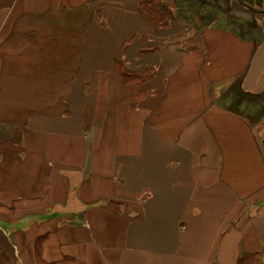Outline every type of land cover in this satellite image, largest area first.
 <instances>
[{"label": "crops", "instance_id": "crops-1", "mask_svg": "<svg viewBox=\"0 0 264 264\" xmlns=\"http://www.w3.org/2000/svg\"><path fill=\"white\" fill-rule=\"evenodd\" d=\"M145 1L0 0V264L264 259V27Z\"/></svg>", "mask_w": 264, "mask_h": 264}, {"label": "rangeland", "instance_id": "rangeland-1", "mask_svg": "<svg viewBox=\"0 0 264 264\" xmlns=\"http://www.w3.org/2000/svg\"><path fill=\"white\" fill-rule=\"evenodd\" d=\"M174 0H171V2H173ZM197 3V8H199L200 10H202L203 13L199 16V21L201 20H205L206 19H220L222 21H224V23L226 22V20H231L233 19V12L234 11H245L249 14H251L254 18V20L252 21V23L250 24H245V26H258V27H264V0H255L256 2L250 4L249 2H247L246 0H219L223 5L220 6L216 0L213 3V0H183V2L186 3L187 6H192V8H194V5ZM201 2H207L210 3V6L207 8H212L209 11L207 10V8H203V4H200ZM211 1V2H210ZM186 7V6H185ZM185 7H183V10H185ZM188 10V9H187ZM186 14V13H184ZM197 16H195L196 18ZM233 20H236L235 22H238V20L236 18H234ZM243 20V19H242ZM239 20V22H241L243 24L244 21ZM240 23V24H241ZM115 64L116 63H123L124 60L119 59V57L116 58V60L114 61ZM125 63V62H124ZM126 69V71L128 70L129 72H131V67L127 68L124 67ZM122 70V68H121ZM134 72H138V71H134ZM122 77V76H121ZM134 76L132 75L131 77V81H133ZM144 81V80H143ZM141 84H142V82ZM137 82V81H136ZM263 263H264V259H263Z\"/></svg>", "mask_w": 264, "mask_h": 264}, {"label": "trees", "instance_id": "trees-1", "mask_svg": "<svg viewBox=\"0 0 264 264\" xmlns=\"http://www.w3.org/2000/svg\"><path fill=\"white\" fill-rule=\"evenodd\" d=\"M160 1L161 0H146L145 2H141L140 4L141 13H144L149 18L157 22L167 20L168 18L171 17L172 13L165 5L162 4V6H158ZM246 1L249 2L250 4L256 2L255 0H246ZM149 4L150 6L146 8L145 6ZM158 24L160 25L161 23ZM115 69L120 73L125 84L129 87L130 93L132 94L139 93L138 91L134 92L136 90L134 88L136 87V85L134 84H140L141 83L140 80L143 81L146 77H149V75L151 74L149 71H144L140 73L138 72L136 74L131 73L128 70L126 71V69L121 63H116ZM132 75L134 76L133 81H131ZM135 79L139 83H134ZM237 264H263V256L261 253H243L239 256L237 260Z\"/></svg>", "mask_w": 264, "mask_h": 264}, {"label": "water", "instance_id": "water-1", "mask_svg": "<svg viewBox=\"0 0 264 264\" xmlns=\"http://www.w3.org/2000/svg\"><path fill=\"white\" fill-rule=\"evenodd\" d=\"M234 15L237 17H242L245 18L246 20L250 21L252 20V16L251 14L247 13V12H242V11H235Z\"/></svg>", "mask_w": 264, "mask_h": 264}]
</instances>
